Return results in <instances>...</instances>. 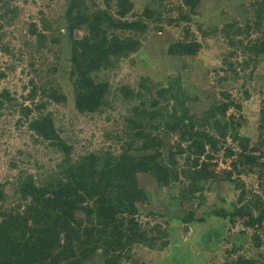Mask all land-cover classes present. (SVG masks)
<instances>
[{
	"label": "trees",
	"instance_id": "trees-1",
	"mask_svg": "<svg viewBox=\"0 0 264 264\" xmlns=\"http://www.w3.org/2000/svg\"><path fill=\"white\" fill-rule=\"evenodd\" d=\"M113 1L110 10L109 5L102 7L95 0H64L62 19L69 62L64 75L71 87L73 107L79 113H91L107 105L106 96L112 92L106 74L118 71L121 62L137 58L143 41L152 37L156 46L165 43L162 36L154 37L155 31L170 34L163 52L173 58H193L201 53V43L189 25L198 14L200 0H180L182 5L175 7L174 16L173 9L161 5V1L157 7L151 0L143 6L132 0ZM250 6L252 15L243 19L241 25L228 22L222 31H213L215 40L219 36L225 40L228 54L239 48L244 55L241 62L227 61L232 71L236 65L242 69L249 63L256 66L264 55V0H250ZM15 13V5L0 0V53L9 57L21 52L3 40V25ZM39 22V28L28 23L27 38L33 37L30 55L45 63L44 74L48 76L38 75L40 70L33 69L35 62L27 61L37 75L36 82L29 79V90L23 98L30 104L17 102L10 90L2 87L0 113L16 112V124H25V131L34 141L46 142L51 150L59 151L62 163L58 173L46 179H34L31 174L22 176L11 185L10 195L5 183H0V264H144L133 258L132 247L161 249L167 244V234L160 224L147 226L146 220H139V204L150 205L166 190L178 203L194 198L200 205L204 191L210 189L208 185L220 178L209 166L216 165L211 161L219 149L223 157H232L224 172L225 181L233 182L232 173L260 175L253 166L264 165V161H259L264 159V132L260 131L264 128V98L257 111L258 135L252 142L248 134L239 131L240 115L226 114L230 105L239 110L238 103L210 99L196 115L187 103L197 99V95H189V85L178 75H168L165 84L158 82L152 87L143 83V76L136 89L118 83L122 99H137L131 106L133 117L125 119L122 132L126 137L120 151H87L71 156V144L59 135L52 112L46 109L51 102L65 100L59 87L53 85L55 79L49 77L56 72V66L43 58L45 53L57 58L60 51L57 20L48 22L41 17ZM177 29L180 32L176 35ZM78 31L80 36L75 37ZM250 32L254 33L252 39ZM25 45L31 44L25 41ZM148 63L143 52L140 71ZM4 76L0 70V78ZM174 134L177 142L166 145L168 135ZM227 138L230 146H224ZM138 174L150 176L155 186L151 190L141 187ZM244 192L241 188L235 200L229 201V208L212 206L205 213L220 219L219 227L209 234L214 239L221 235L226 241L231 232L237 235V241L220 254L223 264H264L263 241L258 231L264 230V202L254 194L245 198ZM149 214L147 211L144 216ZM205 215L195 221H204ZM181 222L189 225L193 219L186 214ZM251 247L255 254L247 253Z\"/></svg>",
	"mask_w": 264,
	"mask_h": 264
},
{
	"label": "rangeland",
	"instance_id": "rangeland-1",
	"mask_svg": "<svg viewBox=\"0 0 264 264\" xmlns=\"http://www.w3.org/2000/svg\"><path fill=\"white\" fill-rule=\"evenodd\" d=\"M102 7L110 6L112 10V1L95 0ZM137 6H143L150 0H132ZM157 7L159 1L161 5L173 9L172 15H176L177 6H181L180 0H151ZM9 5L16 6V13L12 20L4 23L2 30L5 32L4 42L11 48L21 51L17 57H9L7 54L0 53V70L5 72V76L0 78V89L8 88L17 102L30 104L23 99L29 90V79H37L32 67L27 66V61H34L33 69H38V75L43 77L45 63H40V59L33 58L30 55L33 50V37L28 40L27 26L29 22L35 23L40 27L39 18L57 20V28L60 33L59 53L57 58L51 53H45L43 58L47 63L56 66V72L51 73L49 77L55 79L53 85L59 87V92L65 95L63 102H51L46 109L51 110L55 125L59 127V135L72 146L71 156L83 152L92 151L119 152L121 141L126 137L122 129L126 127V117H133L131 106L136 104L137 99H122L118 93V83L128 84L133 89L138 87V80L145 77L144 84L152 87L153 84L162 82L165 84V78L168 75L179 76L186 85H189L188 93L192 96L196 93L197 99L188 102L190 112L198 115L207 101H232L238 103L239 110L230 105L226 114L240 115L238 119L241 123L239 131L242 134H248L251 141L256 140L258 135L257 111L264 98V55L258 59L255 65L249 63L243 69L241 67L232 69L227 67V61L232 64L241 62L244 55L239 48L232 54L225 45V40L219 36L214 39L213 31H222L224 25L228 22H238L252 15L250 0H200L199 11L192 22L189 23L190 30L201 43L200 55L191 57H171L163 51L166 42L171 39L170 34L155 31L154 37L162 36L163 42L152 41V37L143 41L142 51L137 53V58L132 61H123L119 65V70L115 73H107L109 86L112 93L106 96L107 105L94 112H77L73 107L72 91L64 72L67 71L69 62L67 61V41L64 30L62 13L64 10V0H9ZM159 8V7H158ZM137 14L141 12L138 8ZM134 11L132 10V13ZM10 16V15H9ZM131 17V16H130ZM253 16L251 17V19ZM3 20H6L5 17ZM3 22V21H2ZM179 29L176 35L179 34ZM80 31L75 37L80 36ZM250 39L254 33L250 32ZM174 38V37H173ZM172 38V40H173ZM25 41L31 45L26 46ZM244 41V40H243ZM153 42V43H152ZM245 42V41H244ZM156 43V44H154ZM158 47H162L157 49ZM145 50V51H143ZM147 58L149 61L146 69L140 71V58ZM133 56V55H132ZM13 66V68H10ZM109 72V71H107ZM140 72V74L138 73ZM100 78L101 75H99ZM185 80V81H184ZM38 82V81H37ZM193 92V93H192ZM246 93V96L244 95ZM228 96L227 99L224 97ZM18 117L16 112L10 113L8 110H1L0 113V183H5L7 194L12 184H15L19 178L31 174L38 179H46L50 174L54 176L58 173L62 163L61 153L57 150H51L46 142L34 141L25 131V124L17 125L15 120ZM264 132V128L261 130ZM177 135H168L165 141L167 144L177 142ZM139 142H136L137 145ZM230 146L231 140L226 139L224 146ZM263 149V148H262ZM131 153H135L134 150ZM234 157V155H233ZM223 157V151L219 149L217 154H213L210 164L218 176L217 182L208 185L209 190L204 191V199L200 205L197 200L192 198L178 203L169 197L168 191H162L160 196L153 203L139 204V220L147 221V226L155 223L160 224L165 230V240L167 244L161 249L147 248L136 245L132 247L133 258L142 261L144 264H223L221 252L228 248L231 243L237 241V235L230 233L227 240L221 239V235L215 236L211 230L219 227L220 219L212 214H206L210 207L229 208V201L235 200L240 189H244V197L248 198L252 194L258 195L264 202V165L259 167L254 165L253 169L260 171L256 173H242L239 176L232 173V183L225 181V171L229 169L228 162L232 157ZM180 160V159H178ZM263 162L264 159H259ZM261 168V169H259ZM262 171V173H261ZM20 181V180H19ZM138 184L144 189L151 190L154 186V180L145 174H138ZM187 184V181L184 180ZM215 184V185H214ZM175 187V186H174ZM176 188V187H175ZM174 191H171L173 193ZM149 211L151 214L144 216ZM189 214L193 222L191 224L182 223L181 219ZM201 214H204V221H195ZM186 226V229H183ZM210 230V231H209ZM235 231V230H233ZM261 233L264 247V230H258ZM249 232V231H248ZM218 236V239H217ZM164 239V237H163ZM254 248H248V254H255Z\"/></svg>",
	"mask_w": 264,
	"mask_h": 264
},
{
	"label": "water",
	"instance_id": "water-1",
	"mask_svg": "<svg viewBox=\"0 0 264 264\" xmlns=\"http://www.w3.org/2000/svg\"><path fill=\"white\" fill-rule=\"evenodd\" d=\"M183 229L185 230L186 229V226H183Z\"/></svg>",
	"mask_w": 264,
	"mask_h": 264
}]
</instances>
